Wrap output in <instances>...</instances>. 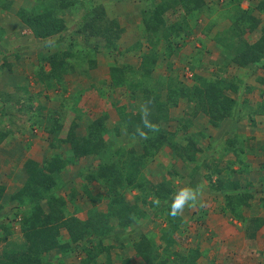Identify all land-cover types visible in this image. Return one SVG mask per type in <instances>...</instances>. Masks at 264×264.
I'll use <instances>...</instances> for the list:
<instances>
[{"label":"trees","instance_id":"16d2710c","mask_svg":"<svg viewBox=\"0 0 264 264\" xmlns=\"http://www.w3.org/2000/svg\"><path fill=\"white\" fill-rule=\"evenodd\" d=\"M125 1L132 5L130 11L137 14L142 33L140 39L120 49L126 30L122 26L123 12L120 8ZM236 1V10L231 13L227 11L224 15L226 26L223 29L207 14L211 9L209 0H34L29 8L19 7L16 10L18 19L33 36L44 40L45 47H53L49 54L44 56L42 53L34 74L45 89L60 87L65 92L64 76L72 72L87 73L97 65V58L101 54L112 57L113 53L137 52L139 63L118 59L108 61L111 87H105L104 82L98 87L91 84L102 96L106 95V91L112 94L116 91L130 99L132 110L127 111L126 105L118 106V119L109 131L116 137L115 142H105L104 139L109 116L104 113L97 118H88L78 106L79 98L75 95L69 98L71 100L64 105L61 113L56 112L57 118L53 116V123L46 127L54 140L50 146L56 149L60 143L68 142L67 158L64 160L55 155L42 167L31 159L25 162L28 177L23 187L10 197L17 205L13 207L10 217L6 216L7 221L0 222V243L7 241L13 233L11 221L19 224L23 238L19 242L13 240L8 243L0 254V264H75L67 261L75 250L85 253L78 264H94L102 254L108 257L106 264H112L109 240L119 236L112 233L114 221L117 222L116 227L126 230L124 235L131 236L130 246L145 264H199L198 259L202 255L199 245L185 251L173 249L175 234H181L186 224L182 215L173 218L168 214L172 198L178 192L174 180L179 177L180 171L173 167L168 169L164 178L157 183L147 177V173L152 171L149 166L153 157L164 145L172 148V154L179 159L181 167L190 170L187 187L198 191L203 186V178L208 180L209 190L219 192L225 202L222 209L243 223L247 237L255 235L264 217L244 214L251 193L241 189L238 182L224 179L221 176L223 168L218 165L220 158L212 156V159H207L202 155L204 149L199 138L186 134L193 117L199 112L206 115L209 124L214 127L225 118L238 121L243 108V117L251 125L256 124L257 115H264V99L254 106H246L247 100L240 97L244 78L255 69L264 71V24L253 14L252 4L243 7L242 0ZM11 4L12 0H0V7L4 9ZM256 9L264 11V0H258ZM138 33L134 35L139 38ZM252 33L257 34L253 41L248 36ZM186 36H194V40L200 44V48H197L200 53L207 49V42H213L221 54L219 62L223 65L230 62L234 66L232 78L216 71L209 76L203 75L202 71L197 73L196 69L202 68L203 60L197 62L188 57L191 60L188 65L192 78L190 81L189 78L182 80L171 56L175 49L178 51L184 46ZM50 37L52 41L48 39ZM144 42L147 49L142 48ZM162 62L164 73L158 72ZM46 63L50 65L48 71L45 69ZM260 81L264 83V79ZM228 91L237 98L229 95ZM10 95L8 93L5 98L9 102L13 100ZM28 99L22 108H18L26 112V122L33 128L38 126L37 119L44 106L40 102L34 106V98ZM62 100V103L66 101ZM181 101L186 102L189 109L178 121L177 130L172 132L168 129L171 108ZM111 103L115 105V101ZM144 104L150 109V121L159 126V131L149 132L146 140L136 134L137 126L142 127L140 108ZM6 109L8 112L5 113L9 115L11 110H8V106ZM13 124L14 119H10L9 125ZM79 127L84 128L85 133L79 134ZM179 130L186 134L184 142L176 138ZM10 131L6 129L0 133V142ZM121 133L126 136L127 142L118 141ZM132 140L137 141L134 143ZM241 141L237 136L224 140L220 156L229 150L235 152L238 162L242 164L241 169L247 171L249 163L244 160V155L254 150L245 149ZM259 148L264 150V144H260ZM91 155L98 160V165L94 173L84 177V189L86 186L87 197L93 202L87 208L85 217H80L76 214L82 210L81 203L73 202V207L69 209L67 199L58 193L63 184L57 174L69 162ZM214 175L217 177L212 180ZM92 182L99 187L97 195L88 188ZM4 190L5 186L0 185V199ZM132 190L136 193L129 201L124 194ZM75 196L72 193L70 200ZM157 198L159 206L153 203ZM100 199H106V202L105 208L99 210L100 206L95 202ZM144 204L150 206L151 213L143 209ZM146 217L152 222L161 219L163 224L156 223L157 238L141 232L139 238L134 239L132 229L139 219ZM62 230L67 233L66 238L62 236ZM51 251H56V263L45 256V252ZM117 257L121 264H131L129 258Z\"/></svg>","mask_w":264,"mask_h":264},{"label":"crops","instance_id":"0c3cea01","mask_svg":"<svg viewBox=\"0 0 264 264\" xmlns=\"http://www.w3.org/2000/svg\"><path fill=\"white\" fill-rule=\"evenodd\" d=\"M32 4H34V0H12V4L9 8L4 9L0 7V133L6 129L11 130L0 142V185L5 186L3 196L0 199V222H2V219L6 216L10 217L13 207L17 205V202L15 200L12 201L10 197L25 184L28 173L26 172L24 164L28 159L37 162L39 166L42 167L47 160H51L55 155H58L59 158L64 160L67 158V151L69 148L68 142L60 143L58 146L59 148L57 147L56 149L51 147L50 142L53 140V136L46 130V127H50L53 123V116L57 118L58 114H56V112L61 113V111H63L64 105L69 103L71 100L69 98H72L71 96L75 95L79 98L78 106L82 111H85L87 117L90 119L97 118L106 113L109 117L107 119L108 132L106 131L104 135L105 142L112 143L116 141V137L110 134L109 131L112 130V127L118 119V106L126 105L127 111L132 110L130 99L114 96L116 91H114L113 94L106 91V95L102 96L98 89L93 88L91 84L98 87L101 82H104L106 84L105 87H111L108 61L111 62L113 59H118L124 62L139 63L137 52H133V54L124 53L122 55H115V53H113L112 57L101 54L97 58V65L91 68L87 73L72 72L64 76V81L67 86L65 92H62L60 87L43 88L34 74L42 53L44 56L49 54L53 47H45V41L35 38L29 28L24 25L16 15V10L19 7L29 8ZM122 5L123 6L120 8L123 12L121 22L126 30L121 40L120 49H125L124 47L132 44L136 39H140L142 29L138 17L136 16L137 14L134 13L133 10L130 11L132 5L127 1L123 2ZM126 16H128V20L124 18ZM67 18L68 17H66V19ZM128 21L129 24L133 21L136 23V29H134V31L139 32V38L134 35L136 33H132L133 31H129L125 26ZM48 39H51L50 41L53 40L51 37ZM144 41H146L145 38ZM185 41L186 43L183 47L181 46V48H178V51L175 49L173 52L171 56L173 63L177 57L176 53L180 56L181 52H189L188 54L190 55L194 54L193 50H198L196 46L199 44L192 39L191 36H186L183 39V43ZM208 45L209 48L215 47L213 42ZM142 48H148L146 42H144ZM206 59L207 61L211 60L210 57ZM101 66L106 67L105 74L96 76L95 79H93L94 75L91 74V71ZM174 67L176 69L178 68L175 65ZM49 68V63H46L45 69L48 71ZM232 68L234 69L233 65ZM196 72L199 73V70L196 69ZM183 76L182 74L179 75L182 80L188 79V77L184 78ZM5 77H10L12 81L6 82L8 79L4 80ZM79 77H83V80ZM260 79H264V71L259 68L255 69L251 75L244 78V89L240 97L247 100L246 106H254L264 99V83H262ZM38 84L41 86H37ZM8 93L12 94V96H10L13 97V100L22 96L29 99L34 98L33 103L37 104L39 99V102L44 106V111L37 119V127L32 128L26 124L22 129H19L15 126V120V124L8 126L6 122L8 115L5 111L7 110V106L8 110H11V105L13 103L5 99ZM228 94L237 98V95L229 91ZM85 97L89 99L92 98V103H87ZM62 98L66 100L63 103ZM94 98L98 100L95 101ZM241 98L239 99L241 100ZM100 100L108 101L106 105L104 102V107L102 109H98L101 104V102H99ZM111 101H115V105H113ZM82 103H84V105ZM91 104L94 105L91 106ZM187 108L189 109L187 103L182 101L177 106L173 107V111L174 109H182L184 113L175 118L178 125V121L183 119ZM243 113H245L244 108L238 121L225 118L214 127L209 124L208 117L199 112L193 117L190 125L191 127H188L186 134H193L196 136V139L197 137L199 138L204 149L202 154L205 155L206 158L216 156L224 160L225 166L219 165V167L223 168L221 176L224 179L238 182L241 189H247L249 193H251L252 196L248 200L249 206L244 208L246 210L244 214L247 216L264 217V150L259 148L260 144H264V115H257L256 124L251 125L248 120L243 117ZM258 117L261 118L259 121L263 122L262 124H257ZM178 125H174V129L172 128L173 130L169 129V127L168 129L172 132L176 131ZM258 129L259 131L257 132ZM77 132L80 133L79 130H77ZM186 134H184L182 130H179L176 138L181 141ZM236 136L239 138V141L242 140L241 142L245 149L252 148L254 150L252 153L245 152L244 160L249 163L247 171L241 169L242 164L238 162L235 152L229 150L220 156V152H223V147L225 145L224 140ZM125 137L126 136L121 133L117 138L119 142H127V138ZM136 141L133 142L135 143ZM255 163H258V165L254 166ZM97 165L98 160L91 155L90 157L77 158L75 162H69L65 167L60 168L61 171L57 176H59L63 186L58 190V193L67 199V206L69 209L73 207V204H71L73 202L79 204V200H88L87 193L85 192V189L88 191L87 187L85 186L84 189V185L86 184L84 177H86L88 173H94ZM150 165H153V169L151 172L147 173V177L154 183H157L164 178L168 169L173 167L178 170L180 161L172 154V148L169 145H164L160 148L157 155L153 157ZM189 171H187L186 174L180 172L181 174L177 178H183L185 183H183V181H175V183L179 184L175 185L177 191L188 186ZM216 177L217 175H214L212 180L216 179ZM182 184L184 185L180 187ZM93 185L96 187L94 188ZM88 188L94 190L92 193L94 192V195H97L99 187L96 184L93 182L89 183ZM209 189L208 180L203 178V186L198 190L200 194L198 197L199 203L195 207H186L182 214L185 223H187V220L188 223L192 220L190 224L197 223L199 227H197V234L200 236L196 235L197 239L195 245H199V247L202 246L203 248L201 249L202 255L199 257L198 263L234 264L230 260L234 261L237 259L235 264H239L241 261L240 255L244 260H249L250 254H252L257 257V262L255 261L253 264H264V222L253 237H247V235H245L243 223L230 212L222 209L225 202L221 194L215 190ZM72 193L76 194V196L74 199L70 200V195ZM132 193L135 194L136 192L132 191ZM127 200L131 201L130 198H127ZM200 204H203V206H200ZM3 208H9V211L7 209V211H2ZM98 208L99 210L100 208L102 209V207ZM11 223L14 229L13 233L8 237L7 241H2L5 242V244L1 242L0 247H8L11 238L12 241L15 239L21 241L23 238L19 224L16 221H11ZM195 245L190 246L195 247ZM188 248L185 247L183 251ZM132 251L134 253L133 249ZM132 251L130 250L128 255H132L134 259L135 257L137 258V255L133 254ZM261 254L263 255L262 261H260L259 258ZM222 256L223 258H221ZM140 261L138 260L137 263H140ZM246 264L250 263L247 262Z\"/></svg>","mask_w":264,"mask_h":264},{"label":"rangeland","instance_id":"374dc122","mask_svg":"<svg viewBox=\"0 0 264 264\" xmlns=\"http://www.w3.org/2000/svg\"><path fill=\"white\" fill-rule=\"evenodd\" d=\"M209 2H210V5H211V9H210V11L208 10L207 14H210L209 17H211L212 21H214L215 24H217L221 29H223V27L226 26V24L224 22V20L226 18L224 17V15L227 13V11H229L230 13L235 11L238 2L236 0H209ZM241 2H242L241 4H242L243 7H247L249 4H252L253 5V14L258 16V18L261 21V24H264V11H259L258 9H256V4H257L258 0H242ZM124 18L127 19V20L129 19L128 16H126ZM203 18H202V20H203ZM205 19H206V16H205ZM67 20L70 22L69 18H67ZM135 25H136V23H134V21L131 22V24H129V21H128L125 26L129 29V31H133L132 33H136V31H134V29H136ZM248 36H249V39H251V41H253V39L256 38V34L255 33L248 34ZM191 37H192V39H194V36H191ZM78 40L81 41L80 39H78ZM208 44H212V42L211 43L207 42V44H206L207 49L204 48L205 51H202L201 53L198 50H196V49L193 50L194 54H190V55L188 54L189 52L188 53L181 52L180 56H178V53H176L177 57L174 60V65L176 67H178L177 69L179 71L178 73H180L179 75L183 74L185 77H188L189 81H190V79L192 78L191 77L192 75L190 76V75H186V74H187V71L188 72L190 71L188 62L191 61V60H188V59L191 58L192 60L194 59L197 62H199V61L201 62V60H203L202 68L199 70V72L202 71L201 73L203 75H205V76H209V75H211L212 73H214L216 71V72H219V74L224 75L225 77L232 78L233 73H234V69L232 68V64L230 62H226L227 64H225V65L220 63L219 61H221V58H218L221 55L220 52H219V49L215 48V47L214 48L213 47L209 48ZM199 45L196 46V47L200 48ZM163 49L164 48L162 46V50ZM188 49L190 51L189 47H188ZM184 56H186V57H184ZM208 57H211V61H207L206 58H208ZM219 64H221V66ZM158 69H159L158 72L164 73L163 71L165 70V66H164L163 62L159 65ZM105 71H106V67H103V66H101L98 69H95V70L91 71V74L94 75L93 79H95L96 76H101V75L105 74ZM79 78L81 80H83V77H79ZM5 79H8L6 82H11L12 81V79L10 80V77H5L4 80ZM37 86H41V85L38 84ZM16 95L19 96L18 94H16ZM114 96L120 97V98L123 97L122 94H120V92L119 93L118 92L114 93ZM112 98H113V96H112ZM12 99H13V97H12ZM26 99L24 97L20 96V97L16 98L15 100L11 101V102H13L12 105H11L12 109H11V112H9L10 114L8 115L7 120H6L8 126H9V123H10V119H12V120L14 119L15 120V122L17 124V125L15 124V126H17L19 129L23 125L27 124V122H26V119H27L26 112L19 111V108H22L24 106V103H25ZM85 99H86L87 103H92V98L89 99L88 97H85ZM94 100L97 101L98 99L94 98ZM38 102H39V99H38ZM99 102H101V104L99 105L98 109H102L104 107V102H105V105H106L108 101H101L100 100ZM33 105L37 106V104H35V103H33ZM93 105L94 104H91V106H93ZM182 114H184L182 109H174V111H173V108H172L171 113H170L171 119L168 122L169 129H172V128L174 129V125H176V124L178 125V123L175 120V118H177L178 115H182ZM257 119H258L257 120L258 121L257 124H262L263 123V122L259 121V119H261L260 117H258ZM171 125H172V127H171ZM12 128H13V126H12ZM79 131H80L79 134L85 133L84 132L85 131L84 128H79ZM258 131H259V129L257 130V132ZM181 142H184V141L181 140ZM210 157L207 158V159H209V160L212 159V157L211 158ZM261 158H263V157H261ZM216 159H217V157H216ZM218 165L225 166L224 160L220 159V161L218 162ZM257 165H258V163H255L254 166H257ZM149 168L153 169V165H150ZM178 170L180 172H182V174H186L189 169H184L183 167H181L179 165ZM175 181H178V182L183 181V183H185L183 178L182 179L177 178V179L174 180V182ZM175 184L179 185L178 183H175ZM183 185L184 184L180 185V187H182ZM133 190H135V189H133ZM132 191L126 192L124 194L125 198H130L132 200L133 199ZM92 202H93V200L89 199V198H88V200L86 199L85 201L79 200V203H81L80 205L82 207V210H81V212L79 211V213L76 214V215L80 216V217H85L86 210L90 206V203H92ZM105 202H106V199L102 200V201L100 199L97 202H95V204H97L100 207H104L105 208ZM6 209L9 211V208H3L2 211H7ZM143 209L146 212H148V213L152 212L150 206L147 205V204L143 205ZM244 213H246V210H245ZM138 214H139V216H143L141 213H138ZM4 221H7L6 217L2 219V222H4ZM112 223L114 225L112 233L116 234V235H119V236H117L118 240L115 239L116 238L115 236H114L115 238H113L112 240H109V243H110L109 245H111L110 246L111 263L112 264L121 263L120 259L117 257L118 255H120L123 258H129V262H131V264H136L137 261L138 260L140 261L141 259L138 256H137V258L135 257V259H134L132 257V255H130V256L128 255L130 253V250L132 251V249H133L130 246L131 236L124 235L126 230H124L123 228L116 227L117 226L116 225L117 224L116 221H114ZM156 223H157V225L159 223L163 224L161 219L157 220L156 222L150 221V219L149 218L147 219V217L139 219L137 221V223H136V226L132 229L133 230V235L135 236L134 239H138L139 238V234L141 232L142 233H148L150 235H155V239H156L157 238V232H158V228L156 226ZM190 223H192V220H191ZM190 223H188V220H187V223L185 224V230L182 231L183 233L181 232V234H178V233L175 234L176 244L173 246V249L176 248V249H179L180 251H183L185 247L188 248V247H191L190 245H195V241L197 239L196 235L200 236L199 234H197L198 233L197 232L198 231V229H197L198 224L197 223H193L191 225ZM128 230H129V228H128ZM62 236L64 238L67 237V233L65 232V230H62ZM11 241H12V238H11ZM14 241L19 242L18 239H15ZM121 243H122V245H121ZM2 244H5V242H2ZM79 244H81V243H79ZM0 245H1V243H0ZM86 245L88 246L89 243L86 244ZM72 246H75V244H72ZM5 248H6V246L0 247V254ZM74 248L75 249H79V248H76V247H74ZM202 248L203 247L201 246L200 249H202ZM132 253H133V251H132ZM45 254H46L45 256L47 257V260H51L53 263H56V259L54 258L55 254H56V251L45 252ZM123 255H125V256H123ZM250 255H249L250 256L249 260H246V259L244 260L242 258V256L240 255L241 261L239 262V264H246L247 262H249L250 264H253L255 261L257 262V257H255L252 254H250ZM83 256H85L84 252H82L80 250L79 251L75 250V252L73 254H71V257L67 258V261L68 262H73L75 264H78L79 261H80V258L83 257ZM262 256L263 255L261 254L260 257H259L260 261L263 260ZM107 258L108 257H105V255L102 254V255H100V256H98L96 258V263H94V264H98V263L106 264V259ZM221 258H223V256ZM230 261L235 264L237 262V259L234 260V261H232V260H230ZM141 263L143 264L144 262L140 261V263H137V264H141Z\"/></svg>","mask_w":264,"mask_h":264},{"label":"clouds","instance_id":"9594fccd","mask_svg":"<svg viewBox=\"0 0 264 264\" xmlns=\"http://www.w3.org/2000/svg\"><path fill=\"white\" fill-rule=\"evenodd\" d=\"M186 75H192L191 72L187 71ZM148 103H151L149 101ZM141 112V126H137L136 134L141 139H148L149 132H157L159 131V126L154 124L150 121L149 116L151 115L150 109L148 108L147 104L141 105L140 108ZM147 129L148 131H145ZM199 192L197 190L192 189L191 187H183L178 190V192L173 196L171 204H170V211L169 215L173 218L177 216H181L184 212L186 207H195L199 203ZM153 203L157 206L160 205L159 199H154ZM203 206V204H200Z\"/></svg>","mask_w":264,"mask_h":264}]
</instances>
